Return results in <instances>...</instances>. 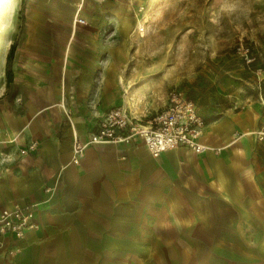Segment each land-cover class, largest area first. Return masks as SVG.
Returning a JSON list of instances; mask_svg holds the SVG:
<instances>
[{"label":"crops","instance_id":"crops-1","mask_svg":"<svg viewBox=\"0 0 264 264\" xmlns=\"http://www.w3.org/2000/svg\"><path fill=\"white\" fill-rule=\"evenodd\" d=\"M120 6L0 0V223L19 208L38 224L0 234V264H264L261 101L212 119L195 102L202 153L156 158L137 139L89 146L73 162L75 135L86 141L109 109L128 106L118 88ZM167 105L130 111L145 119Z\"/></svg>","mask_w":264,"mask_h":264},{"label":"rangeland","instance_id":"rangeland-1","mask_svg":"<svg viewBox=\"0 0 264 264\" xmlns=\"http://www.w3.org/2000/svg\"><path fill=\"white\" fill-rule=\"evenodd\" d=\"M112 1L123 3L118 88L134 114H154L173 90L211 119L241 108L243 99L263 103L264 0Z\"/></svg>","mask_w":264,"mask_h":264},{"label":"built area","instance_id":"built-area-1","mask_svg":"<svg viewBox=\"0 0 264 264\" xmlns=\"http://www.w3.org/2000/svg\"><path fill=\"white\" fill-rule=\"evenodd\" d=\"M77 24L86 25L87 20L81 15L76 17ZM245 59L251 61L249 49L240 48ZM258 72V74H260ZM264 105V101H263ZM71 114L68 113L70 118ZM205 120L199 114L194 100L179 90L169 94L167 107L150 118H138L128 108L113 107L103 116L86 141L76 134L73 143V162L80 164L86 149L102 144H131L141 139L153 157L180 148H187L197 153L206 150L201 137L205 128ZM259 140L264 141V114L260 129L256 132ZM36 149V142L22 149V154H28ZM4 222L0 223V234L21 237L26 231L38 227L33 211L30 209L4 210Z\"/></svg>","mask_w":264,"mask_h":264},{"label":"trees","instance_id":"trees-1","mask_svg":"<svg viewBox=\"0 0 264 264\" xmlns=\"http://www.w3.org/2000/svg\"><path fill=\"white\" fill-rule=\"evenodd\" d=\"M190 99H192V98H190ZM193 100V99H192Z\"/></svg>","mask_w":264,"mask_h":264}]
</instances>
